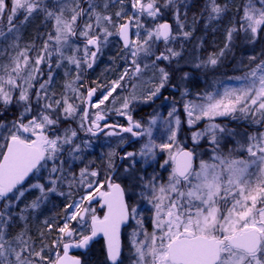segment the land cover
Here are the masks:
<instances>
[{"label":"snow or ice","instance_id":"1","mask_svg":"<svg viewBox=\"0 0 264 264\" xmlns=\"http://www.w3.org/2000/svg\"><path fill=\"white\" fill-rule=\"evenodd\" d=\"M119 3L121 10L114 13V20L113 15L97 10L95 0H89L87 8L81 7V0H11L10 9L6 0H0V21L7 13L8 34L19 32L15 21L20 12L24 15L19 25L27 23L34 14L41 13L45 20L53 21V31L49 32L34 62L28 55L29 49H24L11 57L8 64L0 65V72L3 73L0 74V115L7 114L10 106L20 109L19 115L11 122L0 121V140L3 141L0 143V201H8L4 204L5 210L11 207L13 199L20 200L30 189L38 190L39 195L26 205V209H38L49 193L56 191V184L63 178L66 161L60 160V157L65 148L72 159L80 158L76 155L82 151L81 144L75 143L77 131L69 127L58 134V126L63 121L80 116L82 130L93 135V128L101 130L99 121L104 120V116L97 111L90 121L91 126H86L89 111L88 108L81 109L82 104L87 102L99 109L117 88L123 86L121 82L126 77H138L147 68H152L158 74L156 78L159 81L145 97V100H151L171 82L173 71L178 70L170 71L169 68L173 60L182 58L181 52L168 45L178 37L187 39L191 36V32L183 31L185 24L181 20L180 9L186 7L184 0H130L131 15L123 10L125 0H119ZM107 7L105 0L104 9ZM206 8L209 21L219 18L226 11V6L220 5L217 0H207ZM166 10L172 12L176 30L164 19ZM84 17L88 19L81 26L79 21ZM120 19H124V22L117 23ZM145 19L152 26H146ZM240 30L249 42L257 41L264 32V0H247L240 18ZM236 31L234 27L228 29V42H231ZM0 36L7 38L3 31H0ZM111 37L119 38L121 47L117 58L129 67L110 86H104L107 89L105 94L97 103H92L97 88L89 89L87 97L82 99L83 94L76 85L81 81L83 72L92 68L102 55ZM80 40L82 45L78 42ZM161 42L165 45L163 51L158 48ZM227 48L229 43L218 54H210L207 60L197 63L195 67L214 68ZM53 60L55 68L66 64L76 69V75L65 83V92L60 98L49 91L55 79ZM144 60L151 63L143 64L142 68ZM256 60V56L249 57L250 62ZM163 61H168V66H159L158 62ZM42 63L48 64V72L47 79L40 82V77L45 75L40 70ZM65 76H71L70 69ZM188 78L189 73L185 72L180 79L184 81ZM235 79L242 81L240 87H225L222 93L207 92L200 103L188 101L184 104L190 127L205 118L209 121L203 129L192 132V150L177 141L178 118L175 129L171 127L172 120L163 121L171 134L168 142L160 145L151 139L158 116H152L148 126L144 127L129 115L128 127L105 133L107 136H120L121 132L131 133L134 137L147 135L149 140L139 155L154 156L158 147L169 154L164 165L171 163L172 166L167 184L157 187L153 179L144 185L151 192L149 203L153 204L155 216L151 233L142 229V221H137L144 239L136 240L137 233H133L134 264H264V130L243 133V142L236 141L237 147L225 152L222 143L229 137L241 134L213 122L218 116L239 112L245 118L250 117L252 124L264 128V59ZM37 84L39 87H36ZM69 92L71 95H68ZM186 93L187 89L182 96ZM128 107L129 98L125 97L122 108L127 110ZM117 111L125 115V111ZM175 111L173 108L168 117H173ZM134 128L138 131H134ZM205 138L211 145L212 154L207 160L199 159L197 164L195 147ZM121 142H124L123 137ZM82 143L84 147L90 146ZM237 152L246 153L247 156L237 157L234 155ZM107 155V170L111 173L115 169L113 158L116 153L111 151ZM136 155L128 152L121 159L133 158L135 162ZM50 162L51 168L48 167ZM42 170L48 171L47 179L52 187L39 182L30 184L28 188L23 187L30 174H42ZM124 171L127 173L129 169L125 168ZM97 176V171H89L87 167L81 169L79 183L87 187L89 194L79 202L65 206L64 222L58 229L60 235L53 242L55 258L43 255L47 245L40 251H34L28 239L24 238V232L15 237L22 245L17 251L11 242L5 240L3 228L0 227V264H36V260L24 256L26 252L44 264H82L78 256L69 255V250L86 248L98 233H103L107 240V260L111 264H123L119 228L130 212L136 213V208L126 204L125 190L120 184L112 182L111 175L107 182L108 191L100 192L98 188L95 191V195L101 196L108 208L104 217L99 218L94 209L81 207L85 200L94 199L93 184L98 182L94 179L89 181L88 178ZM76 182V175L72 174L69 186ZM89 213L90 234L84 235L70 222L78 221L80 225H86L85 217ZM4 215L5 212L0 211V218ZM0 224L7 225V220L0 219ZM47 226L52 227L51 224Z\"/></svg>","mask_w":264,"mask_h":264},{"label":"rangeland","instance_id":"2","mask_svg":"<svg viewBox=\"0 0 264 264\" xmlns=\"http://www.w3.org/2000/svg\"><path fill=\"white\" fill-rule=\"evenodd\" d=\"M192 1L193 0H184V4L186 5V7H181L180 9L181 20L185 24L183 31L191 32V36L187 39L178 37L176 41L168 45L169 47L180 51L182 56V58H180L178 61L173 60L171 62V67L169 68L170 71L178 69L176 71H173L172 79L169 83L178 85V91L173 92L172 90H169L168 84L161 89L159 94H161L162 96L157 97L159 95L158 94L151 100H145L148 91L154 88V86L159 83L158 79L156 78V75L158 74L154 73V70L152 68H147L143 69L142 73L138 77H126L125 80L121 82L123 86L117 88V90L113 92L112 96L109 97L113 105L116 104L117 100L122 99L123 97L129 98V107L127 110L131 111V113H134L136 116H141L143 119L142 123L144 127L148 126V122L150 121L152 116H158L157 123L153 126L151 137V139L154 140L157 145L167 143L168 136L171 134L168 131V127H166L163 121L168 119L172 120L171 127L175 129L177 128L175 120L178 118L180 120V124L177 131V141L181 144V146L189 147L191 150L194 148V143L191 138L192 132L203 129L204 126L209 123V121L205 118L197 121L195 125L190 127L187 123L189 117L187 116V113L185 111L184 104L188 101L200 103L201 98L207 92H213L214 94L216 92L222 93L225 87H240L242 81H238L235 78L242 77L249 68L254 67L260 59H264V44L262 45L264 37L261 38L262 33L259 35L256 42H249L245 33L240 30V19H236L235 14H232L233 12H239L243 16V7L247 3V0H228L227 4L230 7L234 6V8L229 10V15L231 16H228L226 14L227 12L225 11L219 18H217L220 21V19L225 15L228 16V18L223 22V41L222 43L217 42V52L212 54H218L220 50L224 48L226 43H229V48L225 49L224 56L220 58V62L214 68H196L195 65L197 63L207 60L208 56L211 54L209 53L210 51L206 53L204 49L206 27L210 23V21L208 20V9L205 7V18H202L204 22L202 26L197 29L196 33L193 32V25H190L188 23L187 18L188 10L190 9ZM95 2L98 5V11L113 15L114 20L116 19L114 13L121 10L119 0H107V9H104L105 0H95ZM6 3L8 4V7L10 9L11 0H6ZM87 6L88 3L84 7L87 8ZM257 6H259V4H257ZM123 10L128 15L132 14L133 10L131 9L130 0H125ZM6 15L7 13L5 14L3 20L0 21V31H3L7 35V38H5L4 36H0V65L8 64L11 57L15 56L18 52L24 49H29L28 55L34 62L36 56L43 48L44 41L47 39L49 32L53 31V21L50 19L45 20L44 15L41 13L34 14L27 23H25L24 25H19V21L23 19L24 15L23 12H20L18 13V19L15 21V23L19 26V32L8 34V22L6 19ZM87 19V17L83 18L82 25L87 22ZM164 19L170 20L172 22L173 29L176 30V22L171 11H165ZM116 22L122 23L124 22V19L117 20ZM144 22L146 26H152L148 19H145ZM195 22L198 23V25L201 24L199 23L201 22L200 19L198 20V22ZM233 27L236 28L237 31L233 34V39L231 40V42H228L227 31L229 28ZM110 30L114 31V29L111 28ZM110 41L111 42L108 44V46L104 48L102 55H100L96 60L95 68H93L89 74L84 71L81 76V81L78 83V85H76V87H78L79 89V92L83 94L81 97L82 99H84V96L86 94L87 84H89L90 86L95 85L101 92L98 95V100L95 101V103H97L107 90L104 86H110L113 81L119 78V76L124 72L125 68L129 67V65L126 64L123 60L117 58L121 47L118 37H111ZM78 42L80 43L82 41ZM158 48L160 51H163L165 45L161 42L158 44ZM251 56H256L257 60L254 62H250L249 57ZM113 58L116 59L114 60ZM150 63L151 61L144 60L142 62V68L143 64ZM168 63V61L158 62L159 66L161 67L168 66ZM53 68L55 79L53 80L52 86L49 91L50 93H55L56 98H60V96L65 92V83L76 75V69L74 66H68L66 64L63 67L55 68V60H53ZM69 69L71 71V76L66 77L65 72ZM40 70L45 74L43 77H40V82H43L44 79H47L48 64L42 63L40 65ZM185 72L189 73V78L187 80L181 81L180 78ZM0 74L3 73L0 72ZM144 84L145 86H143ZM36 87H39V85L37 84ZM185 89H187V93L182 96V93L185 92ZM168 94L172 97L171 99L166 100L163 96ZM197 94H199V96ZM16 95H18V92L16 93ZM68 95H71V93L69 92ZM133 97H135V99H133ZM77 103H79V101H77ZM82 106L83 104L80 106L81 109ZM173 108H175L176 110L175 114L173 117L169 118L168 113L172 111ZM127 110L125 111L127 112ZM19 111V108L10 106L7 114L0 115V121H3L5 123L11 122L12 120H14L15 115H19ZM145 111L147 114H145ZM250 119V117L245 118L244 115L239 112L229 116H218L214 119V123L220 124L221 126H226L228 129L234 130L236 133L241 134L235 137H229L224 143H222L221 147L225 152H227L229 148H236V141L239 140L243 142V133H253L259 130H264V128H261L259 125L252 124L250 122ZM69 127L77 131V138L75 140V143L81 144V152L91 151V139L86 131L80 128V116H77L75 119L63 121L58 126V134H62L63 130ZM148 140L149 137L145 135L140 137V140L133 144L131 150H129L128 152L137 153L134 158L135 162H133V158H126V164L123 166L122 171H120L119 174V178H124V180L126 181L130 180L131 184L133 180V185L131 187L132 192L134 188H141L143 189V192H150V190L144 187V185H146L149 181H153V179L157 187H159V185L161 184H167L168 182V177L171 172L172 166L171 163H169L168 165H164V161L168 159L169 155L166 150L162 151L157 147L155 149L154 156L149 155L147 157H143L139 155L141 148L145 143L148 142ZM82 142H86L90 146L84 147V144ZM0 143H3V141L0 140ZM111 149L112 148H110L108 152H111ZM195 151L197 152V158L195 161L197 164L199 163V159H209L212 153L211 145L209 144L208 139H201L198 142V146L195 147ZM76 155L78 156V153ZM234 155H236L237 157L247 156L246 153L241 152L234 153ZM60 160L66 161V163H64L63 165V168L72 171L75 169V164L78 161V159H72L69 156L67 147L65 148L63 155L60 157ZM161 165H164V167H161ZM51 166L52 165L50 162L48 167L51 168ZM125 168L129 169L127 173L124 171ZM44 171L45 170H42V173ZM130 172H132L133 175H130ZM39 178H41V174H36L30 184L37 183V180ZM88 180L91 181L92 177H89ZM134 181H136V183H134ZM30 184H28V186L25 188H28ZM72 185L77 189L83 188V185L79 183V179H77V182ZM16 194L18 195V193ZM11 196L12 194H10V197ZM81 196L83 197V195ZM18 201L19 200L13 199L11 207L7 210L4 209V204L8 201H0V211L3 206V211L5 212L4 217L0 219L8 220V218L12 214L13 208ZM77 201L78 199H76L75 201L72 200V202ZM154 215V207L152 204L149 205L148 209L144 210L141 221L144 223V225L149 227V223L152 222L153 224ZM72 222L74 221L70 222V225L72 227L77 228L78 231L82 229L81 226H78ZM0 227L3 228L5 240L11 242L12 247L16 248V250L19 251L20 247H18V244L20 243L15 242L13 238L8 235L3 224H0ZM59 235L60 233L57 232L55 241L57 240ZM35 245L38 246L37 243ZM40 245H43L42 240H40ZM55 255L56 251L54 252V258ZM25 257L33 260V256H31L27 252L25 253ZM87 260L89 261L88 264H97V262L91 257H88ZM132 261H135V259L131 258V264H133Z\"/></svg>","mask_w":264,"mask_h":264},{"label":"flooded vegetation","instance_id":"3","mask_svg":"<svg viewBox=\"0 0 264 264\" xmlns=\"http://www.w3.org/2000/svg\"><path fill=\"white\" fill-rule=\"evenodd\" d=\"M88 2L89 0L87 2H84V0H82L81 7H84ZM82 21L83 19L79 21L80 25H82ZM93 68H95V63L93 67L87 69L86 72L89 74ZM94 86H90L89 84H87L86 88L88 87L90 88ZM100 93L101 92L97 87V92L96 95L94 96V100L92 103H95V101L98 100L99 97L98 95ZM160 96L162 95L159 94V97ZM124 98L125 97L117 100L116 104L114 105L111 103L110 99H108L107 101H105L104 105L100 106L99 109L94 107L90 108L88 121H85L86 126H91L90 121L94 117L97 111H99L100 114L104 116V120L99 121L100 129H101L100 131H96L95 128H93L95 135L86 131V133L89 135L91 139L92 150L86 151L87 153L86 152L78 153V156L80 158L75 164L74 170L77 179H79L81 169L85 167H87L88 170L90 171L98 172V176L92 178V180L94 179L95 181L98 182V184H93L92 191L94 194V199L91 201L85 200L81 204V207H88L90 209H94L95 214L99 218L102 219L104 217L105 213L108 211V208L104 204L103 198L99 195H95V191L97 190V188L100 192L108 191L107 182L109 175H111L112 182L120 184L121 188L125 190L124 200L126 204H128L130 208L131 207L136 208V213L132 214L130 212L128 219L123 221L120 224V228H119V243L123 257V264H131V258L136 259L135 248L132 243L133 233L134 232L137 233V235L135 236L136 240L139 241L144 239L141 226L137 224V221H141V217L144 214V210L148 209L149 205H152V203H149L151 192H143V189L141 188H134L132 192L131 187L133 185V180L131 179L132 180V184H131L130 180L126 181L124 180V178L121 177L119 178L120 171H122L123 166L126 164V158L123 160L121 158L125 157L126 156L125 153L131 150L133 144L138 142L140 139L132 143L131 133H120V136L105 135V133H108L110 131H120V127L129 126V122H128L129 115L133 118V121H136L137 119L142 120V118L135 116V114L131 113V111L127 110L126 112L122 108ZM84 104L82 106V109L84 108ZM117 110L125 111V115H120ZM105 125H108L109 127H105ZM121 137H123V141H124L123 143L121 142ZM110 148H112L111 151H115L116 153L115 157L113 158L115 169L111 173H109L107 170V165H108L107 154L109 153L108 151ZM130 175H133L132 172H130ZM134 183H136V181H134ZM88 194H89V190L85 185H83V188L81 189H77L75 187L73 192L74 201L78 199L77 202H79L80 199L82 198L81 195H83L84 197L85 195ZM154 213H155V209H154ZM85 219L87 221V224L83 226L80 225L78 221H74L72 223L81 226L82 229L80 230V232H82L84 235H88L90 234V229L88 228V225H90L91 223L90 213L88 216L85 217ZM142 229L146 230L147 232H152L153 231L152 222L149 223V227L144 225V223L142 222ZM72 254L74 256H78L81 259L82 264L89 263V261L87 260L88 257L94 259L97 262V264H111V262L107 260V240L104 237L103 233H98L97 236L94 237L92 241L89 242V245L86 248L77 249L73 251ZM132 263L134 264V261H132Z\"/></svg>","mask_w":264,"mask_h":264},{"label":"trees","instance_id":"4","mask_svg":"<svg viewBox=\"0 0 264 264\" xmlns=\"http://www.w3.org/2000/svg\"><path fill=\"white\" fill-rule=\"evenodd\" d=\"M227 1L228 0H217V3L222 6H226V14L231 16L229 15V10L233 9L234 6L230 7L227 4ZM206 2L207 0H193L190 9L188 10V23L193 25L192 28L194 29V33H196L197 29L201 27L204 22L202 18H205L204 10ZM232 14H235L236 19H240L242 16L239 12H233ZM227 15L220 19L221 22L218 19L212 20L207 25L206 37L204 38V49L206 53L208 51H210L209 53L211 54L217 52V42L222 43L224 30L223 22L228 18ZM199 19L201 21L199 23L201 24L198 25L195 21L198 22ZM263 34L264 32H262L261 38L264 37ZM263 44L264 41H262V45ZM47 177L48 172L44 173V179L46 178L47 180V186L52 187V185L48 183ZM70 180L71 177L67 176V172H64L63 178L56 184V191L49 193L48 198L38 209L35 210L31 208L26 209V205H29L31 201L39 195V191L35 189L28 191L20 203L13 208L12 214L7 220V225H4L6 229L5 231L8 235L12 237L15 242H18L15 240V237H17V235L21 232H24V238L28 239L29 245L33 250L35 248L34 251H40L43 246L47 245L48 247H45L43 255L49 256V258H54V252L56 249L53 242L55 241L57 230L63 223L66 215L65 206L68 203L67 199L73 197L74 188L69 186ZM61 193H63V195H61ZM1 211H3V206ZM21 216L24 218L21 219ZM45 221H47V224L52 225L51 229L48 228ZM40 240H42L43 245H40ZM36 243L38 246L35 245ZM21 246L22 245L18 244V247ZM33 260H36V264H44V262L39 261L38 258L33 257Z\"/></svg>","mask_w":264,"mask_h":264},{"label":"water","instance_id":"5","mask_svg":"<svg viewBox=\"0 0 264 264\" xmlns=\"http://www.w3.org/2000/svg\"><path fill=\"white\" fill-rule=\"evenodd\" d=\"M168 22H169V21H168ZM169 23H170V22H169ZM170 88H172L174 91L177 90V87H174V85H171ZM89 106H90V104L87 103V104H86V108H88V111H89ZM138 137H139V136H136V137L133 136L132 139L135 140V139H137ZM186 149H187V148H186ZM31 175H32V174H30V176H31ZM27 180H28V178H27ZM27 180H26V181H27ZM80 249H81V248H80ZM75 250H77V249H76V248L70 249V250H69V255H70V256H74V255L71 254V252H72V251H75Z\"/></svg>","mask_w":264,"mask_h":264}]
</instances>
